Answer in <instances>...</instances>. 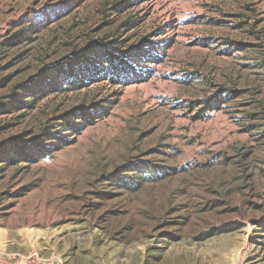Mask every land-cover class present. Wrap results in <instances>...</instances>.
<instances>
[{
    "label": "rangeland",
    "instance_id": "374dc122",
    "mask_svg": "<svg viewBox=\"0 0 264 264\" xmlns=\"http://www.w3.org/2000/svg\"><path fill=\"white\" fill-rule=\"evenodd\" d=\"M0 264H264V0H0Z\"/></svg>",
    "mask_w": 264,
    "mask_h": 264
},
{
    "label": "trees",
    "instance_id": "16d2710c",
    "mask_svg": "<svg viewBox=\"0 0 264 264\" xmlns=\"http://www.w3.org/2000/svg\"><path fill=\"white\" fill-rule=\"evenodd\" d=\"M100 48L103 52H105L107 56V61L109 62V65L106 67H102L99 69H96V73H102L103 76L106 78H110L112 80H115L117 78L121 77V71L118 70V63L116 62V56L109 50L107 45H105L102 42H96L94 45H90L88 48V51L85 54H75L72 57H69L68 59L55 63L52 65L51 69L62 74L65 72L67 68L73 69L75 65L81 64V63H86V60H88L87 55L90 50ZM43 80H36L34 82V85H38L42 82ZM31 85H28L26 87H29ZM32 87V86H31ZM25 88V87H24ZM30 88V87H29ZM79 110V108H78Z\"/></svg>",
    "mask_w": 264,
    "mask_h": 264
}]
</instances>
